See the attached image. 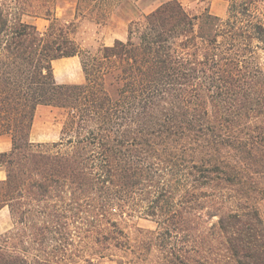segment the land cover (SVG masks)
I'll list each match as a JSON object with an SVG mask.
<instances>
[{
	"label": "trees",
	"instance_id": "trees-1",
	"mask_svg": "<svg viewBox=\"0 0 264 264\" xmlns=\"http://www.w3.org/2000/svg\"><path fill=\"white\" fill-rule=\"evenodd\" d=\"M226 1L170 0L92 53L38 0H0V264H264V0ZM71 57L85 83L58 84ZM40 106L67 112L60 141L30 140ZM134 218L156 229L132 239Z\"/></svg>",
	"mask_w": 264,
	"mask_h": 264
},
{
	"label": "rangeland",
	"instance_id": "rangeland-1",
	"mask_svg": "<svg viewBox=\"0 0 264 264\" xmlns=\"http://www.w3.org/2000/svg\"><path fill=\"white\" fill-rule=\"evenodd\" d=\"M50 1V2H48ZM170 0H124L116 5L114 0L106 2L104 12L99 14L97 9H78L75 0H38L37 4L51 9L52 14L57 18L74 22L77 33L76 38L85 50L96 53L102 46H113L116 40L127 41L129 25L132 21L140 19L164 3ZM191 10L199 13L209 10L213 0H179ZM226 18L229 10V2L226 1ZM216 10V9H215ZM41 15L28 16L26 21L35 24L40 30H45L49 25V20L43 16L45 9L39 11ZM214 14V11H213ZM81 59H63L53 63L55 78L58 84H83L85 75L80 65ZM67 121V112L40 106L36 110L35 118L31 130L30 140L33 143L51 144L60 141L63 128ZM5 146L0 143V150ZM0 179L5 178V172H0ZM260 187L264 188V176L261 177ZM257 207L264 220V197L258 196ZM11 218L7 208L0 211V233H4L11 228ZM129 225V226H128ZM127 231L132 239L137 237L136 227L145 230L156 229V224L151 220L134 218L129 221ZM117 260V259H116ZM99 264H118L116 261L105 259Z\"/></svg>",
	"mask_w": 264,
	"mask_h": 264
},
{
	"label": "crops",
	"instance_id": "crops-1",
	"mask_svg": "<svg viewBox=\"0 0 264 264\" xmlns=\"http://www.w3.org/2000/svg\"><path fill=\"white\" fill-rule=\"evenodd\" d=\"M225 4H226V0H213L212 6H211L212 14L214 11V15H217L219 17H223L227 11ZM75 58H78V57H71V58H64V59H75ZM60 60H63V59H60ZM60 60H57V61H60ZM57 61H55V62H57ZM80 65H81V63H80ZM0 143H3L5 146L3 149L0 150V152H7V151L11 150L12 141H11V138L9 136H0Z\"/></svg>",
	"mask_w": 264,
	"mask_h": 264
}]
</instances>
